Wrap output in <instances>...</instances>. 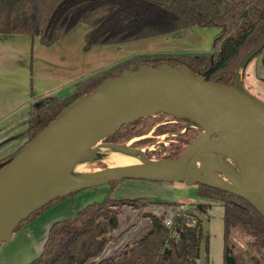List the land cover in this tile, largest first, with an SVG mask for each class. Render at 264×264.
Wrapping results in <instances>:
<instances>
[{"label":"trees","instance_id":"16d2710c","mask_svg":"<svg viewBox=\"0 0 264 264\" xmlns=\"http://www.w3.org/2000/svg\"><path fill=\"white\" fill-rule=\"evenodd\" d=\"M81 24L88 29L83 38L85 49L177 37L192 28H213L218 33L212 52L136 54L74 82L73 93L63 100L43 98L32 103L27 121V142L51 124L68 104L125 70L162 65L179 68V62L174 60L177 58L197 72L208 71L206 78L210 82L232 85L240 59L264 37V0H0V35H28L32 39L38 38L42 46L51 47ZM96 75L99 76L92 78ZM158 116L176 120L167 115ZM156 120V117L144 118L124 125L107 140L115 144L127 143L134 136L147 134ZM181 129L182 126H175L172 131L176 134ZM155 133L162 132L157 129ZM199 134L191 129L176 138L177 144L171 145V154L164 159L180 156ZM146 142L148 140H141L131 146L138 147ZM196 186L200 199L216 200L222 205V262L236 264L228 247L229 233L237 230L264 241V218L249 203L233 194L204 185ZM113 201L106 199L87 205L73 219L55 222L49 229L41 254L28 264H87L102 254L108 243L107 235L119 227V212L109 206L128 204L140 208L153 203L143 197L117 200L114 204ZM171 206L179 204L174 202ZM209 209V205L201 203L194 211L207 217ZM144 216L151 221L145 236L117 258L102 264H199L202 228L192 210H184L178 216L171 232L151 212H145ZM189 217L193 218L194 224L189 223ZM205 242L204 263L207 261L208 236Z\"/></svg>","mask_w":264,"mask_h":264},{"label":"water","instance_id":"95a60500","mask_svg":"<svg viewBox=\"0 0 264 264\" xmlns=\"http://www.w3.org/2000/svg\"><path fill=\"white\" fill-rule=\"evenodd\" d=\"M263 48L264 37L240 59L232 85L210 82L208 71L174 58L179 68L125 70L68 104L0 164V245L50 202L123 179L204 185L245 200L264 218V103L243 86L245 67ZM158 115L189 121L187 127L199 130L175 159L154 160L129 144L102 142L124 125ZM111 152L139 164L76 171ZM193 214L202 228L199 264H204L210 224L198 211Z\"/></svg>","mask_w":264,"mask_h":264},{"label":"rangeland","instance_id":"374dc122","mask_svg":"<svg viewBox=\"0 0 264 264\" xmlns=\"http://www.w3.org/2000/svg\"><path fill=\"white\" fill-rule=\"evenodd\" d=\"M84 27L86 25H79L75 29L78 30L72 33L71 38L73 39L68 41L65 46H73L79 36L81 39L82 35L80 34ZM217 33L218 31L213 28L188 29L181 32L177 37H163L162 43L157 39L153 41L154 43L145 44L143 48L140 47V49L135 50L129 57L142 53L201 54L212 52L214 38ZM80 46L85 48V44ZM84 51L86 50L83 49ZM83 52L82 54H84ZM76 60L80 61V58L74 57V63ZM97 76L99 75L92 78ZM243 86L247 92L264 103V49L245 67ZM62 91L59 97L62 96L61 99L63 100L67 97V89L64 88ZM156 119L157 122L147 134L134 136L127 143L133 145L141 140H148L145 144L134 148L143 149L150 159L161 160L171 154V145L175 144L177 140L170 125H165V122L172 119L164 116H156ZM157 129L163 134L156 135L155 131ZM172 140L175 142H172ZM102 142L105 143L106 140ZM107 166L110 165L102 160L94 163H84L78 167H80V172H91ZM197 192L198 187L196 185L186 186L177 182L123 179L114 185L106 184L92 187L59 198L41 210L38 215L32 216L15 228L11 238L0 245V264H28L41 254L50 227L55 222L73 219L87 205L100 203L106 199H113L114 204L118 202L117 200L138 197L146 198L153 203L140 208L129 207L128 204L109 206V209L119 212L118 229L107 235L109 249L112 252L116 250V255L109 259L106 258L100 264L115 259L116 256L122 254L145 236L151 227L150 219L144 216L145 212H151L159 219L164 220L167 218L168 212L171 211V215L173 214L171 217V230L169 229L171 232L177 221L175 219H178V216L184 210L194 211L196 205L201 203L210 206L207 212L210 224L207 261L204 264H223V207L216 200L200 199ZM174 202L179 206H171V203ZM127 208H131V211L129 212ZM159 208H161L160 215H157L155 211ZM189 223L194 224L193 218L189 217ZM228 247L231 249L236 264H264V241H261V239H255L250 235L232 230L228 236Z\"/></svg>","mask_w":264,"mask_h":264},{"label":"crops","instance_id":"0c3cea01","mask_svg":"<svg viewBox=\"0 0 264 264\" xmlns=\"http://www.w3.org/2000/svg\"><path fill=\"white\" fill-rule=\"evenodd\" d=\"M82 29L81 39L76 38L73 46L65 45L78 29L51 47L28 35H0V161L27 143L32 103L43 98L61 99L64 88L68 97L74 82L129 57L145 44L157 39L162 43L163 39L85 49L80 45L88 29ZM74 57L80 61L74 63Z\"/></svg>","mask_w":264,"mask_h":264},{"label":"bare ground","instance_id":"6f19581e","mask_svg":"<svg viewBox=\"0 0 264 264\" xmlns=\"http://www.w3.org/2000/svg\"><path fill=\"white\" fill-rule=\"evenodd\" d=\"M103 151L104 150H102V152ZM103 160L104 162L109 164L110 167L131 166L139 164V161L134 158L114 152L107 154L106 158H104ZM76 171L80 172V167H77Z\"/></svg>","mask_w":264,"mask_h":264},{"label":"built area","instance_id":"2783aa9c","mask_svg":"<svg viewBox=\"0 0 264 264\" xmlns=\"http://www.w3.org/2000/svg\"><path fill=\"white\" fill-rule=\"evenodd\" d=\"M130 207V206H129ZM134 209V208H133ZM161 208H159L156 212L157 215H160L159 214V211H160ZM127 210L130 212L131 211V208H127ZM169 214L166 215L167 218H165L164 220H162V223L163 225L169 230L172 226V220H171V217L173 216V214L171 215V211L168 212ZM118 219H119V216H118ZM151 228V227H150ZM171 230V229H170ZM108 244V243H107ZM116 255V250L114 252L111 251V249H109V244L106 245V248L104 249V251L102 252V254L91 260L88 264H97V263H100L102 261H105L106 258H110V257H113ZM121 255V254H120ZM118 256H116L115 258H117Z\"/></svg>","mask_w":264,"mask_h":264},{"label":"flooded vegetation","instance_id":"af4514ba","mask_svg":"<svg viewBox=\"0 0 264 264\" xmlns=\"http://www.w3.org/2000/svg\"><path fill=\"white\" fill-rule=\"evenodd\" d=\"M168 118V117H166ZM166 124L165 125H170L171 128L175 127V126H182V129L181 131H179L178 133L174 134V137L175 138H180L182 134H186L187 132H189L191 129H195L197 130V132L199 131L196 127L192 126V125H189L187 127V125L189 124V121H186V120H180V119H172L171 121L169 122H165ZM109 138V137H108ZM107 138V139H108ZM106 139V143H112L110 141H108ZM142 139V138H140ZM139 141V140H138ZM172 142H175L174 140H172ZM115 144V143H114ZM123 144H128V143H123Z\"/></svg>","mask_w":264,"mask_h":264}]
</instances>
